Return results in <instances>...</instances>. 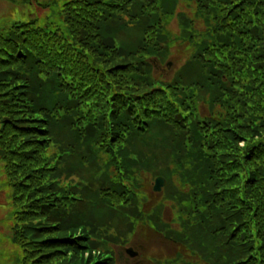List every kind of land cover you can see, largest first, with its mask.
<instances>
[{
	"label": "trees",
	"instance_id": "obj_1",
	"mask_svg": "<svg viewBox=\"0 0 264 264\" xmlns=\"http://www.w3.org/2000/svg\"><path fill=\"white\" fill-rule=\"evenodd\" d=\"M33 1L0 25L15 264H118L138 231L179 248L150 264H264V0Z\"/></svg>",
	"mask_w": 264,
	"mask_h": 264
},
{
	"label": "rangeland",
	"instance_id": "obj_2",
	"mask_svg": "<svg viewBox=\"0 0 264 264\" xmlns=\"http://www.w3.org/2000/svg\"><path fill=\"white\" fill-rule=\"evenodd\" d=\"M20 0H16V4L13 1L9 0H0V25H5L9 23V20L20 18V13L22 15H25L29 12V10H34L37 16H42L46 9L43 7H39L35 5V2L31 0L32 5H27V8L18 7V3ZM182 1L178 2V5L181 4ZM180 6V5H179ZM26 17V15H25ZM169 28L172 32L178 33V30L176 28V21H172ZM177 30V31H176ZM171 54L174 56L171 58L170 62L173 64L172 68L179 67L183 62L185 57L189 54V49H186L185 45H176L175 48L171 50ZM207 107H205L206 109ZM1 180V178H0ZM154 182V180H153ZM151 183V192L153 194V199L150 202L151 206L157 205L159 198H164V196H161L160 194H163V188L160 192H154L152 190L153 184ZM8 204H9V192L7 189H5L0 182V222L4 221L5 215L8 210ZM161 215L163 214L164 219L168 220L171 217V212L169 209L166 211H162V208H160ZM4 224V225H3ZM8 226L7 223L4 221L2 224H0V264H15V255L21 254V251L19 249H13V246L8 241ZM131 248L137 251L136 257H130L124 250H121V253L119 254L120 249L123 248ZM117 250V260L118 264H150L149 261L146 259H143V252L146 254H154V255H163L167 256L172 254L176 249H179L177 246H175L173 243L169 242L168 240L162 238L161 236L152 233V232H146V231H138L135 236L132 238V240L129 243H126L124 246L120 248H115ZM139 251V253H138ZM141 251V252H140Z\"/></svg>",
	"mask_w": 264,
	"mask_h": 264
},
{
	"label": "water",
	"instance_id": "obj_3",
	"mask_svg": "<svg viewBox=\"0 0 264 264\" xmlns=\"http://www.w3.org/2000/svg\"><path fill=\"white\" fill-rule=\"evenodd\" d=\"M164 179L162 177H157L155 180H154V184H153V187H152V190L154 192H160L163 185H164ZM124 251L130 256V257H134L135 255H137V251L134 250V249H131L130 247L129 248H123Z\"/></svg>",
	"mask_w": 264,
	"mask_h": 264
},
{
	"label": "flooded vegetation",
	"instance_id": "obj_4",
	"mask_svg": "<svg viewBox=\"0 0 264 264\" xmlns=\"http://www.w3.org/2000/svg\"><path fill=\"white\" fill-rule=\"evenodd\" d=\"M121 252H119V254H120Z\"/></svg>",
	"mask_w": 264,
	"mask_h": 264
}]
</instances>
